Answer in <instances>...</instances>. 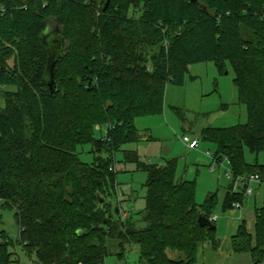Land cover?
<instances>
[{
  "label": "trees",
  "instance_id": "obj_1",
  "mask_svg": "<svg viewBox=\"0 0 264 264\" xmlns=\"http://www.w3.org/2000/svg\"><path fill=\"white\" fill-rule=\"evenodd\" d=\"M105 2L0 0V223L1 210H10L19 228L13 239L0 226V264H20L15 245L35 264H105L113 238L118 256L138 244L142 264H195L199 244L215 240L216 226L197 220L199 212L210 218L213 204L196 203V182L176 177L175 160L160 165L125 153L147 173L143 226L115 219L109 199L113 153L140 139L134 118L161 113L166 83L182 85L189 64L208 60L220 72L231 63L247 120L200 134L234 176L259 174L255 245L244 220L232 241L262 254L264 163L248 164L243 149L264 152V0ZM101 125L107 133L95 137ZM84 143L91 162L76 152ZM242 194L230 185L222 207Z\"/></svg>",
  "mask_w": 264,
  "mask_h": 264
},
{
  "label": "rangeland",
  "instance_id": "obj_2",
  "mask_svg": "<svg viewBox=\"0 0 264 264\" xmlns=\"http://www.w3.org/2000/svg\"><path fill=\"white\" fill-rule=\"evenodd\" d=\"M233 78L234 70L229 61L225 62V70L221 72L213 60L189 64L182 85L166 83L161 113L134 118L133 124L140 139L124 142L113 153L111 169L114 170L115 182L109 200L115 219L124 221L130 218L140 227L144 224L142 213L138 212L145 205L147 173L139 169L134 160L126 158L125 153L129 151L143 162L163 165L167 160H175L176 177L196 182V203L200 205L206 199L212 200L211 217H216L215 240L213 245L208 242L199 244L195 264H264V252L236 250L232 241V235L244 220L252 236L251 246L254 247L255 209L262 202L263 184L251 182L249 186L253 192L242 194V206L224 209L222 204L226 190L233 185V171L225 157L216 161L206 154L208 151L214 155L217 144L203 139L200 134L204 127L222 128L246 122V105L237 97ZM105 133L107 129L104 125L94 128L95 137ZM183 135L197 138L198 146L188 148L182 141ZM76 152L84 162L93 159L89 143L77 145ZM243 156L250 165L264 163V152H250L244 148ZM239 190L242 192L243 187ZM115 208H118L117 213ZM123 210L127 212L126 216H123ZM0 226L13 239L18 236L19 228L12 211L1 210ZM10 250L20 264H33L32 255L28 256L19 245L10 247ZM167 252L171 257L179 256L176 251L168 249ZM117 253L119 248L113 238L107 245L105 264H142L136 243L125 245L121 256Z\"/></svg>",
  "mask_w": 264,
  "mask_h": 264
},
{
  "label": "built area",
  "instance_id": "obj_3",
  "mask_svg": "<svg viewBox=\"0 0 264 264\" xmlns=\"http://www.w3.org/2000/svg\"><path fill=\"white\" fill-rule=\"evenodd\" d=\"M182 141L187 145L188 148L190 149H194L198 146V140L197 138H191L189 137L188 135H183L182 137ZM207 155H209L210 157H212L213 160H216L214 155L210 154L208 151L206 152ZM226 158V157H225ZM227 159V158H226ZM228 160V159H227ZM229 161V160H228ZM228 177H230L228 175ZM261 178L259 176V174H248V175H233L232 176V190L233 191H237L240 189V187H243V193L244 194H247V195H250L253 190L252 188L249 186V184L251 182H260ZM233 206L235 208H239L242 206V200L241 201H234L233 203ZM216 219V217H210V220L211 221H214ZM35 264V263H33Z\"/></svg>",
  "mask_w": 264,
  "mask_h": 264
},
{
  "label": "water",
  "instance_id": "obj_4",
  "mask_svg": "<svg viewBox=\"0 0 264 264\" xmlns=\"http://www.w3.org/2000/svg\"><path fill=\"white\" fill-rule=\"evenodd\" d=\"M108 2H109V0H106L104 8L107 6ZM50 50L51 51L49 53V60H48V63H47V69H49V75H50V78H52V74L50 73V70H52V67H53V64H54V59L53 58L55 57L56 52H57L54 43L51 45V49ZM89 79H91V76H89ZM50 84H52V80L50 81ZM197 220H198V223H199L200 226H208L210 229H214L215 228V225L212 223L210 218L206 216V214L204 212H199L198 213Z\"/></svg>",
  "mask_w": 264,
  "mask_h": 264
},
{
  "label": "crops",
  "instance_id": "obj_5",
  "mask_svg": "<svg viewBox=\"0 0 264 264\" xmlns=\"http://www.w3.org/2000/svg\"><path fill=\"white\" fill-rule=\"evenodd\" d=\"M124 211V210H123ZM123 213V216H126L127 215V212L126 211H124V212H122ZM31 262H32V260H31Z\"/></svg>",
  "mask_w": 264,
  "mask_h": 264
}]
</instances>
